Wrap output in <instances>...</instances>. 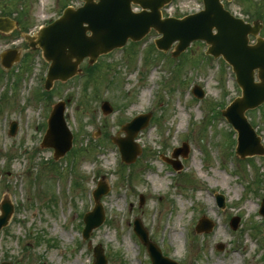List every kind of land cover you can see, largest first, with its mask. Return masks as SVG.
Listing matches in <instances>:
<instances>
[{
	"label": "rangeland",
	"instance_id": "1",
	"mask_svg": "<svg viewBox=\"0 0 264 264\" xmlns=\"http://www.w3.org/2000/svg\"><path fill=\"white\" fill-rule=\"evenodd\" d=\"M65 3L80 4L0 0V16L19 22L16 30L0 35V49L16 42L30 53L17 30L34 32L59 17ZM198 5L199 0H173L163 14L183 16ZM224 6L246 21L260 19L264 38V0H232ZM156 36L151 30L141 44L100 57L90 76L55 82L48 101L37 96V77L45 74L37 57L31 56L30 65L15 63L0 76V201L8 198L14 204L0 231V262L91 264L92 247L100 244L107 264H150L132 230L139 218L149 239L178 264H264V217L258 213L264 199V155L231 158L230 129L221 115L223 105L240 94L234 75L222 59L205 55L203 42L194 41L172 57L173 46L166 52L154 47ZM138 51L142 55L134 59ZM193 84L203 88V101L192 97ZM61 99L69 100L65 117L73 145L54 160L52 149L37 142L52 104ZM103 100L112 113L102 114ZM139 112L151 113L136 135L141 153L120 165L111 137ZM246 116L264 145V106L247 110ZM12 120L18 123L14 136L8 134ZM183 141L189 152L177 158L182 169L175 171L160 154L169 155ZM100 180L109 187L100 198L105 218L82 240V216L92 208L91 191ZM218 192L225 206L217 209ZM234 216L239 219L233 230L229 222ZM199 218L212 222L209 231L194 230Z\"/></svg>",
	"mask_w": 264,
	"mask_h": 264
},
{
	"label": "water",
	"instance_id": "2",
	"mask_svg": "<svg viewBox=\"0 0 264 264\" xmlns=\"http://www.w3.org/2000/svg\"><path fill=\"white\" fill-rule=\"evenodd\" d=\"M131 1L149 8L150 11L132 13L130 11ZM168 1L98 0L94 2V0H85L84 6L75 10L69 8L63 17L44 28L37 40L46 58L51 60L46 87L50 88L55 79L66 80L75 74L78 71L79 62L84 57H88L89 64H92L98 55L123 45L127 38L132 40L141 38L150 26L163 34L156 41L158 47L167 49L174 40H178L173 56L184 50L190 41L203 39L210 44L208 53L214 56L222 54L224 59L233 66L237 81L242 88V97L237 98L223 112L238 131V153L242 156L254 153L263 154L264 148L244 117V111L247 108L264 102V40L258 38L256 44L249 45L247 38L248 33L256 34L259 26L250 27L240 19H234L222 8L219 0H203L204 10L182 19H160L158 8ZM213 28H216L215 34L212 33ZM88 30L91 32L90 35L86 34ZM8 62L10 58L5 59L3 64L7 66ZM255 69H258L260 82L253 81ZM193 91L198 96L202 95L198 87H195ZM63 106V102L55 105L43 142L45 146L54 147L55 158L63 155L71 145V134L63 118ZM102 108L106 112L111 110L107 102H104ZM148 117L149 114L140 115L122 127L127 137L118 139L117 142L127 162L133 161L139 152L132 138L140 128L146 125ZM11 126V133H14L15 123L13 122ZM186 151V147L177 148L173 155L177 156L178 153L185 155ZM106 191L107 187L100 185L94 191L95 207L92 212L85 215L86 236L93 227L103 221L104 214L98 199ZM1 210L0 228L6 224L12 212V206L4 201L1 204ZM261 212L264 214V205ZM135 226L137 234L148 247L152 264H176L162 256L159 248L147 240V234L138 220L135 221ZM94 252L97 257L94 264H106L103 249L99 245L94 248Z\"/></svg>",
	"mask_w": 264,
	"mask_h": 264
},
{
	"label": "flooded vegetation",
	"instance_id": "3",
	"mask_svg": "<svg viewBox=\"0 0 264 264\" xmlns=\"http://www.w3.org/2000/svg\"><path fill=\"white\" fill-rule=\"evenodd\" d=\"M27 48H28V46H27ZM17 49L20 51V54H21L20 62L23 61V63H25L27 65H30L29 63H30V58H31L32 54H35V53H39L40 52L38 49L30 51V53H29V51L23 52L22 51V48H20V47H17Z\"/></svg>",
	"mask_w": 264,
	"mask_h": 264
}]
</instances>
